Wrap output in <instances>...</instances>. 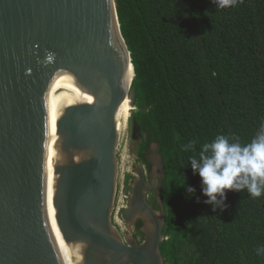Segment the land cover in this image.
Returning a JSON list of instances; mask_svg holds the SVG:
<instances>
[{"label":"water","instance_id":"95a60500","mask_svg":"<svg viewBox=\"0 0 264 264\" xmlns=\"http://www.w3.org/2000/svg\"><path fill=\"white\" fill-rule=\"evenodd\" d=\"M129 66L115 0H0V264H163L159 152L121 213L142 239L112 219Z\"/></svg>","mask_w":264,"mask_h":264},{"label":"trees","instance_id":"16d2710c","mask_svg":"<svg viewBox=\"0 0 264 264\" xmlns=\"http://www.w3.org/2000/svg\"><path fill=\"white\" fill-rule=\"evenodd\" d=\"M115 5L134 71L128 98L140 129L136 162L150 166L145 154L154 142L165 170L157 187L165 210L163 264H264L257 254L264 195L226 190L225 207L214 208L189 161L217 135L244 145L264 124V0L224 8L213 0ZM133 179L126 174L128 191ZM147 200L159 208L152 192Z\"/></svg>","mask_w":264,"mask_h":264},{"label":"clouds","instance_id":"9594fccd","mask_svg":"<svg viewBox=\"0 0 264 264\" xmlns=\"http://www.w3.org/2000/svg\"><path fill=\"white\" fill-rule=\"evenodd\" d=\"M220 8L232 6L237 0H213ZM189 143L185 151L192 148ZM193 174L201 178L202 193L208 198L204 202L214 208L225 207L226 190L247 192L252 197L264 195V124L248 144L230 141L226 135H217L202 146L199 158L189 159ZM190 194L195 188L187 186ZM264 255V247L257 249Z\"/></svg>","mask_w":264,"mask_h":264},{"label":"rangeland","instance_id":"374dc122","mask_svg":"<svg viewBox=\"0 0 264 264\" xmlns=\"http://www.w3.org/2000/svg\"><path fill=\"white\" fill-rule=\"evenodd\" d=\"M131 109L132 106L130 105L129 101V115L126 119L127 124L124 126L123 147L118 158L117 189L114 209L112 212V219L123 229L124 221L120 217V212H122L123 207L127 204V197L129 195V191L125 187V176L127 173H131L133 174V178H135L134 164L136 163V143H134L133 139L131 138Z\"/></svg>","mask_w":264,"mask_h":264},{"label":"flooded vegetation","instance_id":"af4514ba","mask_svg":"<svg viewBox=\"0 0 264 264\" xmlns=\"http://www.w3.org/2000/svg\"><path fill=\"white\" fill-rule=\"evenodd\" d=\"M131 131V129H130ZM132 138V137H131ZM134 143H136V146H137V143L139 142L140 140V137L138 138H132ZM158 152L157 149L155 150L153 147H152V143L150 144V147H149V150L147 151V153L145 154V157L147 158V161H149L150 163V166L147 167V165L144 163H141V162H136L134 164V169H135V166L136 165H139L143 168V172H144V175H145V179H146V182L149 183V175L150 173L152 172V169H153V162H152V158L154 156V154ZM161 177L158 178V182H159V179ZM157 187H158V183H157ZM157 187L156 189H154L153 191H150L152 192V195L154 196V199H155V202L159 205V208L157 210L160 209V204H159V198H161L158 193H157ZM149 192V193H150ZM162 200V199H161ZM149 203V202H148ZM150 204V203H149ZM151 205V204H150ZM152 206V205H151ZM153 207V206H152ZM124 208V207H123ZM123 211V210H122ZM121 213L120 212V217L121 219L124 221V229L121 228V226H119L117 224V226L119 227V229L121 230V234L123 235V237H127V236H132L136 241H140V231L142 232V227L145 223V219L141 216H137L135 217L134 221L132 223H128L126 220H124L121 216ZM141 221V224L139 227H137V223ZM143 234V232H142Z\"/></svg>","mask_w":264,"mask_h":264},{"label":"bare ground","instance_id":"6f19581e","mask_svg":"<svg viewBox=\"0 0 264 264\" xmlns=\"http://www.w3.org/2000/svg\"><path fill=\"white\" fill-rule=\"evenodd\" d=\"M128 74H129L128 75V80H129L131 78V76H132V70H131L130 66H129V69H128ZM122 107H123V112H124V126H125V124H127L126 119L128 118V115H129V101H128V97L125 98V100L122 102Z\"/></svg>","mask_w":264,"mask_h":264}]
</instances>
